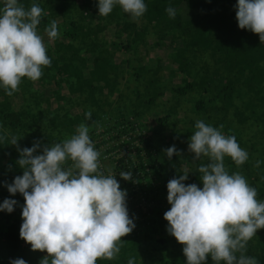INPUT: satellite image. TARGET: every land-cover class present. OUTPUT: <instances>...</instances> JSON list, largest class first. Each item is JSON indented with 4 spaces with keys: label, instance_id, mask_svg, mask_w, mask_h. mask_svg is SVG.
<instances>
[{
    "label": "rangeland",
    "instance_id": "1",
    "mask_svg": "<svg viewBox=\"0 0 264 264\" xmlns=\"http://www.w3.org/2000/svg\"><path fill=\"white\" fill-rule=\"evenodd\" d=\"M18 2L26 8L38 4L45 13L38 32L44 35L45 27L56 21L59 36L54 41L44 37L51 65L42 68L39 80L22 79L19 91L12 96L0 87V107H8L19 117L12 128L0 114V204L5 199L18 201L12 213L0 211V234L9 224L23 223V196H12L4 186L23 174L16 164L17 148L8 144L10 137L20 139L21 149L31 148L34 141L42 146L59 143L74 135L79 124L86 123L84 116L89 111L94 119L88 124L89 135L100 152L101 170L106 175L110 171L126 190L129 216L135 223L132 233L122 238L117 258L104 259L109 264L123 256L125 264L130 257H135L136 264H165L169 260L176 240L161 226L170 208L167 183L189 173L185 184L195 183L202 188L198 168L208 163L206 157L194 160V154L188 151L197 120L225 136H235L249 158L238 167L226 156V170L230 175L242 174L256 188L257 199L264 201V104L252 99L244 77L236 80L237 75L223 66L217 53L192 44L177 29H160V25L142 19L134 21L119 10L111 17L99 16L98 0L89 5L79 0ZM184 9L182 18L188 20L190 11ZM130 23L141 35L124 27ZM60 43L71 49L59 47ZM179 55L186 62L180 60L178 64ZM95 57L106 59L105 80L92 91L84 88L72 94L74 81L67 69L80 67L87 79ZM188 84L191 87L183 94L176 92ZM261 86L264 90V84ZM249 101L254 107L246 106ZM76 118V124L67 123ZM173 145L181 155L169 159L164 150ZM257 161L259 167H255ZM121 171H131L133 179L123 180L119 177ZM262 238L264 229L248 242L246 255L261 259L256 244ZM24 248L21 242L20 250ZM206 263L214 264L210 256Z\"/></svg>",
    "mask_w": 264,
    "mask_h": 264
},
{
    "label": "clouds",
    "instance_id": "2",
    "mask_svg": "<svg viewBox=\"0 0 264 264\" xmlns=\"http://www.w3.org/2000/svg\"><path fill=\"white\" fill-rule=\"evenodd\" d=\"M0 8V87L7 96L19 91L22 79L37 81L42 68L51 65L45 35L49 41L59 36L56 21L38 32L43 9L36 3L26 8L18 0H2ZM119 5L135 21L147 11L144 0H98V15L108 16ZM236 20L241 30L258 35L264 42V0H237ZM170 18L176 10L166 9ZM91 118V111L85 113ZM223 128V125L220 126ZM188 141L194 160L208 159L198 168L203 187L185 184L188 174L167 183L169 210L164 213L167 233L182 245L187 264H260L246 255L248 242L264 229V201L257 199L256 188L239 172L229 174L225 157L239 167L248 153L235 136L222 132L202 120L195 123ZM81 123L75 134L62 142L20 148L16 136L8 144L16 146V164L23 174L4 186L14 196L24 198L20 239L32 251L47 253L39 264H97L98 259L114 260L123 246L122 238L131 234L135 223L129 216L127 192L116 176L101 170L100 152ZM39 152V154H37ZM171 159L180 156L175 145L164 150ZM259 161L255 167H259ZM120 178L133 179L131 171H121ZM18 201L5 199L0 211L12 213ZM10 264H26L22 258ZM127 264H136L130 257Z\"/></svg>",
    "mask_w": 264,
    "mask_h": 264
},
{
    "label": "trees",
    "instance_id": "3",
    "mask_svg": "<svg viewBox=\"0 0 264 264\" xmlns=\"http://www.w3.org/2000/svg\"><path fill=\"white\" fill-rule=\"evenodd\" d=\"M79 1L84 5L93 3L92 0ZM144 3L147 5V11L139 19L148 24L154 22L155 25H160V29H177L180 35L189 37L192 44L200 48L207 47L213 50L219 55L223 66L228 71H234L237 75L236 80L239 77H244V83L248 92L252 95V99L264 104V90L261 86L264 84V42H260L258 35L248 30L239 29L235 11L237 0H144ZM169 6L176 10L174 19L170 18L166 12ZM184 8L188 12L190 11L188 20L182 18ZM116 10H119L122 16L128 15L119 5H116L108 17H111ZM202 22H206V24H202ZM124 27L132 29L136 36L141 35L134 32V25L131 23L125 24ZM59 47L66 50L71 49L70 45L61 43ZM180 60L186 62L182 55L178 56L177 63ZM105 64V58L95 57L92 59V71L87 79L83 78L80 67L67 69V75L74 81L71 93H81L84 88L92 91L95 85L103 82L106 78ZM190 87L191 84H188L186 87L177 89L176 92L183 94ZM224 90H229V87H225ZM88 94L91 97V92ZM254 105L252 101H249L246 106L250 108ZM0 114L1 119L8 122L12 128L19 121L18 114L11 112L8 107H0ZM84 120L85 124L88 125L94 119L93 117L87 119L84 116ZM77 122L76 118L67 123L76 124ZM171 158L173 159V157ZM21 225L22 223L9 224L5 233L0 234V264H10L11 260L17 258H22L26 261V264H39L44 257V252L32 251L31 245L20 239ZM161 226L166 230L167 221L163 220ZM21 242H24V251L20 250ZM256 245L262 253V256L259 257L261 259L258 261L260 264H264V238ZM182 247L175 241L173 251L169 253V260L165 264H187ZM124 257L118 258L113 264H125ZM97 264L109 263L104 259H98Z\"/></svg>",
    "mask_w": 264,
    "mask_h": 264
}]
</instances>
